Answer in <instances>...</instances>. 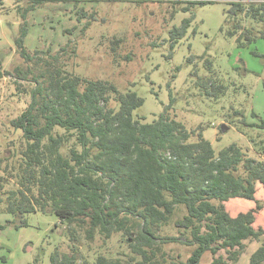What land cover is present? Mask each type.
<instances>
[{
    "label": "trees",
    "instance_id": "1",
    "mask_svg": "<svg viewBox=\"0 0 264 264\" xmlns=\"http://www.w3.org/2000/svg\"><path fill=\"white\" fill-rule=\"evenodd\" d=\"M45 1L34 0L26 13ZM231 5L234 13L264 22L263 1ZM27 35L24 14L14 42L26 68L3 69L0 58V77L10 76L15 90L9 96L30 97L9 121V152L0 155V212L58 216L69 252L57 248L49 264H157L158 243L181 242L185 229H191L186 245L197 247L178 264H204L206 253L222 249L235 262L247 240L264 234V147L262 158L237 143L216 152L201 127L199 134L189 131L168 113L144 122L134 116L144 104L135 91L68 69L77 46L32 52ZM258 126L264 128V119ZM181 205L188 210L175 221L181 231L160 236ZM116 235L127 259L93 246ZM249 264H264V244Z\"/></svg>",
    "mask_w": 264,
    "mask_h": 264
},
{
    "label": "rangeland",
    "instance_id": "2",
    "mask_svg": "<svg viewBox=\"0 0 264 264\" xmlns=\"http://www.w3.org/2000/svg\"><path fill=\"white\" fill-rule=\"evenodd\" d=\"M33 1L0 0L3 69L27 67L14 42L26 14L25 45L30 51L55 54L68 43L69 49L77 46L68 69L110 81L122 92L135 91L144 98L134 111L136 118L153 122L168 113L189 131L197 129L199 134L201 127L216 152L237 143L250 155L263 157L264 128L258 125L264 119V22L234 13L231 3L248 7L264 0H49L26 13ZM10 82V76L0 77V155L9 152V121L30 99L9 96L15 92ZM181 206L170 223L158 229L160 236L181 231L175 221L188 213ZM0 225V264H49L57 248L69 252L65 227L55 213L0 212ZM182 231L181 242L158 243L154 262L178 264L191 255L197 245H186L191 229ZM118 240L119 235L107 243L97 239L93 246L127 259V249ZM262 244L264 234L247 240L235 262L222 249L206 253L202 263L215 264L221 258L219 264H249Z\"/></svg>",
    "mask_w": 264,
    "mask_h": 264
},
{
    "label": "water",
    "instance_id": "3",
    "mask_svg": "<svg viewBox=\"0 0 264 264\" xmlns=\"http://www.w3.org/2000/svg\"><path fill=\"white\" fill-rule=\"evenodd\" d=\"M222 128L225 129V128H226V125L224 124V125L222 126Z\"/></svg>",
    "mask_w": 264,
    "mask_h": 264
}]
</instances>
